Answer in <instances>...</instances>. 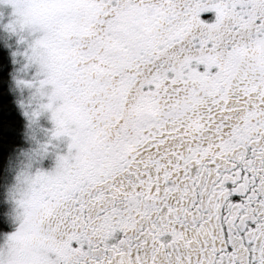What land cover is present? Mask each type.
Wrapping results in <instances>:
<instances>
[{
    "label": "snow or ice",
    "instance_id": "1",
    "mask_svg": "<svg viewBox=\"0 0 264 264\" xmlns=\"http://www.w3.org/2000/svg\"><path fill=\"white\" fill-rule=\"evenodd\" d=\"M8 2L70 140L12 264H264V0Z\"/></svg>",
    "mask_w": 264,
    "mask_h": 264
},
{
    "label": "rangeland",
    "instance_id": "2",
    "mask_svg": "<svg viewBox=\"0 0 264 264\" xmlns=\"http://www.w3.org/2000/svg\"><path fill=\"white\" fill-rule=\"evenodd\" d=\"M38 38V33L24 25L12 3L0 0V46L11 63L7 85L24 120L20 144L3 172L1 199L11 193L21 175H30L34 168L44 166L41 162L47 158L50 148L58 147L49 158L66 151L64 139L54 135L53 108L48 107L50 104L55 107L51 100L53 87L43 83L46 79L43 66L33 54ZM7 230L0 231V246L12 229Z\"/></svg>",
    "mask_w": 264,
    "mask_h": 264
},
{
    "label": "trees",
    "instance_id": "3",
    "mask_svg": "<svg viewBox=\"0 0 264 264\" xmlns=\"http://www.w3.org/2000/svg\"><path fill=\"white\" fill-rule=\"evenodd\" d=\"M10 72V59L0 46V147L4 149L7 162L20 144L24 122L7 85ZM5 168L0 167V195Z\"/></svg>",
    "mask_w": 264,
    "mask_h": 264
},
{
    "label": "clouds",
    "instance_id": "4",
    "mask_svg": "<svg viewBox=\"0 0 264 264\" xmlns=\"http://www.w3.org/2000/svg\"><path fill=\"white\" fill-rule=\"evenodd\" d=\"M33 188V176L24 174L21 175L15 187L10 194H6L0 199V219L7 224L8 228L13 229L14 235L21 224H24L28 219L27 201L30 199ZM5 243L0 246V264H12L17 258L15 253L8 254L5 251ZM13 249L16 247V242L9 238L7 242Z\"/></svg>",
    "mask_w": 264,
    "mask_h": 264
},
{
    "label": "flooded vegetation",
    "instance_id": "5",
    "mask_svg": "<svg viewBox=\"0 0 264 264\" xmlns=\"http://www.w3.org/2000/svg\"><path fill=\"white\" fill-rule=\"evenodd\" d=\"M59 139H64L63 147H64V149L66 151L63 152V153H61V154H53V155H56V157L49 158V156L52 155V153H54V151L57 150L58 147H56V148H50V151H49V154H48L47 158H45L41 162V165H44V166H42L40 168H34L31 171V173H30L31 176H35L38 172H44V173H52V172H54L55 169H56V167H57L58 157L61 156V155H67L68 154V145L70 143L69 138H67V137H59ZM9 229L10 228H8V230ZM12 231H13V229L12 230H9L8 233H7L8 234L7 236L11 235L12 234Z\"/></svg>",
    "mask_w": 264,
    "mask_h": 264
}]
</instances>
